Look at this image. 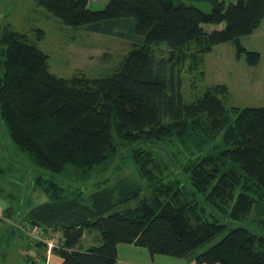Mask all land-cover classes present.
I'll return each mask as SVG.
<instances>
[{
  "label": "trees",
  "instance_id": "1",
  "mask_svg": "<svg viewBox=\"0 0 264 264\" xmlns=\"http://www.w3.org/2000/svg\"><path fill=\"white\" fill-rule=\"evenodd\" d=\"M34 1L89 32L124 36L117 29L128 26L138 42L111 74L62 77L27 31L5 27L0 119L40 170L34 185L49 198L26 213L24 225L60 231L62 245L52 252L64 264H117L120 243L193 264H264V235L238 224L254 211L264 222V105L228 106L225 84L187 99L180 72L188 60L204 75V56L231 41L238 60L259 64L260 52L241 37L261 25L264 0H203L211 11L186 0H108L100 10L90 0ZM32 30L43 38L41 28ZM162 44L170 50L158 57ZM127 156L149 192L134 206L119 205L141 188L122 179L108 186L112 174L87 200L61 176L108 161L116 171ZM93 231L101 243L82 249Z\"/></svg>",
  "mask_w": 264,
  "mask_h": 264
},
{
  "label": "rangeland",
  "instance_id": "2",
  "mask_svg": "<svg viewBox=\"0 0 264 264\" xmlns=\"http://www.w3.org/2000/svg\"><path fill=\"white\" fill-rule=\"evenodd\" d=\"M235 1L227 0L228 3ZM107 2L108 0H90L88 7L92 10H100L105 8ZM186 2L204 11L212 9L208 1L186 0ZM204 26L210 30L220 28L223 24H205ZM5 27L27 31L32 40L36 41V45L49 55L50 70L62 77L79 74L100 77L111 74L118 68L126 53L138 42L136 37L129 36L128 26L117 29L124 36L89 32L80 27L64 24L60 18L49 14L34 0H0V79L4 72L5 48L2 44V34ZM35 27L44 31L43 38H39L38 34L33 32L32 29ZM241 42L248 50L260 52L259 64L250 66L244 58L238 60L236 47L232 41L216 45L204 56L205 61L201 67L204 75L201 76L200 69L189 68L190 61L188 60L182 65L180 71L182 91L187 99L201 94L209 86L225 84L228 87V94L225 96L228 106L264 105V19L252 34L242 36ZM157 50L158 57H163L168 55L170 49L162 44ZM116 139L120 144L121 139L119 137ZM118 162L119 160H116V164ZM119 164L122 169L116 171L111 169L113 161L100 163L94 170L88 172L81 170L76 172L73 168H68L62 172L61 176L73 184V190L80 193L84 200H87V196L92 191L99 188V180L111 174L112 176L106 182L108 186H114L122 179L131 186L140 187L141 192L136 199L119 205L123 209L136 205L149 192L146 188V181L137 172L131 157L121 159ZM1 168L4 170V175L0 174V189L8 202L12 201L9 204L20 207L18 204L20 196L27 199L26 204L30 203V191L34 189L44 194L34 185V179L41 173L40 170L31 165L28 157L10 139L6 126L0 119ZM119 193L117 191L116 197ZM9 196L12 198L10 199ZM258 217L259 215L254 211L245 222L238 224L247 225L257 233L264 235V222ZM24 233L30 239V235L26 231ZM60 234V231H52L48 233V236L61 241L62 235ZM3 239H5L3 242L0 240V264H34L32 258L29 259L25 253L19 254V248L21 244H25V240Z\"/></svg>",
  "mask_w": 264,
  "mask_h": 264
},
{
  "label": "crops",
  "instance_id": "3",
  "mask_svg": "<svg viewBox=\"0 0 264 264\" xmlns=\"http://www.w3.org/2000/svg\"><path fill=\"white\" fill-rule=\"evenodd\" d=\"M1 176L4 175L3 168L0 169ZM4 177V176H3ZM1 191V189H0ZM0 192V240L16 239L25 240V244H21L19 254L25 253L27 257L32 258L34 264H64L62 257L56 252L47 253L43 248L31 246L29 239L21 229V224L24 221L26 213L34 206L44 203L49 200L48 196L36 189L30 191V203L26 204L24 197H19L18 204H12L13 209L10 211L8 207L7 197ZM10 199L12 196H9ZM100 235L98 232H86L83 241L82 249H88L94 244H100ZM22 251V252H21ZM20 257V255H19ZM117 264H193L186 258H177L164 254L152 255L145 247L135 244L120 243L118 245V262Z\"/></svg>",
  "mask_w": 264,
  "mask_h": 264
},
{
  "label": "built area",
  "instance_id": "4",
  "mask_svg": "<svg viewBox=\"0 0 264 264\" xmlns=\"http://www.w3.org/2000/svg\"><path fill=\"white\" fill-rule=\"evenodd\" d=\"M21 228L30 235V239L32 243L36 244L38 242H44L47 246V253H51L53 251V248L60 247L59 245L62 244V237H61V241H59L56 238H52V237L49 238L50 236H48V233H46L38 225L25 224L22 225Z\"/></svg>",
  "mask_w": 264,
  "mask_h": 264
}]
</instances>
